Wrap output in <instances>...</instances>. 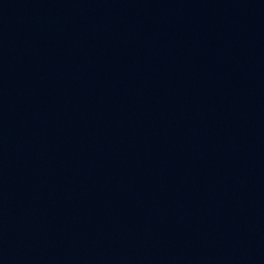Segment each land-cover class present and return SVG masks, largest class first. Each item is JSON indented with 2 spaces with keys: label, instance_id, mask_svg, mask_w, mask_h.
<instances>
[{
  "label": "water",
  "instance_id": "1",
  "mask_svg": "<svg viewBox=\"0 0 264 264\" xmlns=\"http://www.w3.org/2000/svg\"><path fill=\"white\" fill-rule=\"evenodd\" d=\"M0 264H264V0H0Z\"/></svg>",
  "mask_w": 264,
  "mask_h": 264
}]
</instances>
